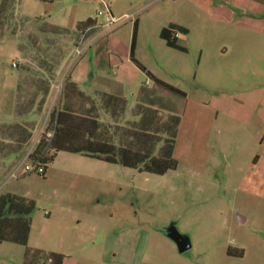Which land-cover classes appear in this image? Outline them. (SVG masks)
I'll list each match as a JSON object with an SVG mask.
<instances>
[{
  "label": "rangeland",
  "instance_id": "rangeland-1",
  "mask_svg": "<svg viewBox=\"0 0 264 264\" xmlns=\"http://www.w3.org/2000/svg\"><path fill=\"white\" fill-rule=\"evenodd\" d=\"M106 2L113 18L127 16L107 29L97 0H0V195L34 202L27 247L74 264H99L103 248L102 264H264V0ZM88 18L96 22L81 40ZM134 21V59L184 97L131 60ZM172 26L186 29L181 49L160 37ZM70 76L88 98L64 97ZM101 94L124 98L126 110L110 117ZM90 101L120 146L132 143L138 103L158 110L156 138L177 115V168L139 173L59 152L44 176L30 169L51 111ZM171 225L189 236L186 252L165 236ZM24 253L0 243V264H25Z\"/></svg>",
  "mask_w": 264,
  "mask_h": 264
},
{
  "label": "trees",
  "instance_id": "trees-1",
  "mask_svg": "<svg viewBox=\"0 0 264 264\" xmlns=\"http://www.w3.org/2000/svg\"><path fill=\"white\" fill-rule=\"evenodd\" d=\"M47 1V0H44ZM95 20L88 18L77 24V29L82 30L93 27ZM51 30L61 31L56 26L49 25ZM183 31L181 28L172 26L164 28L160 32V37L166 45L181 49L176 44L175 34ZM42 34L48 31H42ZM137 21L133 23V31L130 43V58L136 66L150 77L154 84L163 88L174 95L184 97V92L156 78L150 72H146L134 59V50L136 44ZM49 87V86H48ZM49 89L46 88L41 94L43 99ZM70 95L78 98H86L83 92L78 90L76 84L71 80L66 81L64 97ZM102 109L110 117L117 116L126 110V100L120 96L101 94ZM88 98V97H87ZM88 106L75 108L70 102H64L61 107L54 108L49 114L46 131L41 137L35 150L29 155L31 168L38 171L42 176L45 175L46 168L59 152L70 154H79L85 157L96 159L107 164L119 165L124 168L133 169L139 173L154 175H164L168 171L177 168V162L173 158L175 139L180 118L177 115L170 114L163 124L164 138H156L153 126L158 121V110L144 106L138 103L135 107V115L139 121L134 124L132 130V143L129 145H117L110 141L105 126L100 122L97 114V107L90 101ZM162 142V146L156 153V145ZM35 206L32 200L19 197L13 194L0 195V243L9 242L25 247L24 263L35 264L33 258L41 255L40 264H62L64 258L61 254H44L40 250H34L27 247L28 235L30 232V215ZM229 257L241 258L242 251L228 249ZM49 261V263H47Z\"/></svg>",
  "mask_w": 264,
  "mask_h": 264
},
{
  "label": "water",
  "instance_id": "water-1",
  "mask_svg": "<svg viewBox=\"0 0 264 264\" xmlns=\"http://www.w3.org/2000/svg\"><path fill=\"white\" fill-rule=\"evenodd\" d=\"M164 233L176 245L179 253H184L191 248L189 236L181 233L174 225L168 226Z\"/></svg>",
  "mask_w": 264,
  "mask_h": 264
},
{
  "label": "built area",
  "instance_id": "built-area-1",
  "mask_svg": "<svg viewBox=\"0 0 264 264\" xmlns=\"http://www.w3.org/2000/svg\"><path fill=\"white\" fill-rule=\"evenodd\" d=\"M97 1H98V2L100 3V5L102 6V9L98 10L96 15L99 16V17H103L105 23H104L103 25L101 24V26H103L104 28L107 29V28L111 27V24L118 23V22L124 20L125 18H127V16H122V17H120L119 19H115V18H113V17L111 16V12H110V9H109V6H108V3L106 2V0H97ZM95 22H96V21H95ZM96 27H97V25H96ZM92 28H93V27H91V28H86V29L84 30V32L81 34V35H82L81 40L84 39V35H85V33H87L88 31H90ZM177 35H178V34L176 33V34H175V37H176ZM76 53H77V55H79V54L81 53V50H79L78 48H76ZM13 66H14V64H13Z\"/></svg>",
  "mask_w": 264,
  "mask_h": 264
},
{
  "label": "crops",
  "instance_id": "crops-1",
  "mask_svg": "<svg viewBox=\"0 0 264 264\" xmlns=\"http://www.w3.org/2000/svg\"><path fill=\"white\" fill-rule=\"evenodd\" d=\"M56 27H57V26H56ZM180 28H182L183 31H178V32H177L178 35L181 34V33L183 34V33L186 31V29H185L184 27L180 26ZM178 35L175 37V39H177ZM134 51H135V50H134ZM129 55H130V51H129ZM70 80H71L74 84H76L78 90H80V91L83 92L84 94L88 95L87 93H85L84 91H82V90L79 88V85H78L77 81H76L75 79H73L71 76H70ZM88 96H89V95H88ZM240 218H241V217H240ZM241 219H242V218H241ZM32 249H34V250H40V251H41L42 253H44V254H49V253L61 254V255L64 256V258H63V260H62V264H74V263L69 262V259L71 258V255H68V253H66V252H64V251H58L57 249H51V248H50V249H43L42 247H40V248L35 247V248H32ZM104 252H105V250H104V248H103L102 257L100 258V262H99V264H102V259H103ZM144 252H145V251L142 252V255H144ZM115 255H117V253H113V256H115ZM142 255H141V256H142ZM47 263H49V261H47Z\"/></svg>",
  "mask_w": 264,
  "mask_h": 264
}]
</instances>
